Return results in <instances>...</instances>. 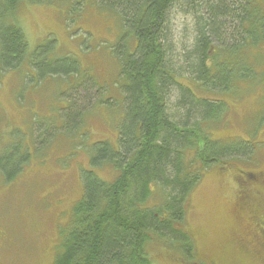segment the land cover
Wrapping results in <instances>:
<instances>
[{
  "label": "trees",
  "instance_id": "16d2710c",
  "mask_svg": "<svg viewBox=\"0 0 264 264\" xmlns=\"http://www.w3.org/2000/svg\"><path fill=\"white\" fill-rule=\"evenodd\" d=\"M57 1L0 0V78L22 72L27 81L35 78L38 84L46 78L66 81L67 99L59 109V122L68 127L65 133L73 135L79 134L93 102L86 95H78V100L71 95L95 82L80 76L81 66L72 52L55 55L54 37L30 48L18 22L25 3ZM72 4L70 12L80 10L79 3ZM96 4L116 14L122 28L113 53L119 63L123 119L117 147L106 140L91 146L89 167L80 170L82 191L71 208L70 228L52 264H153L149 253L153 243L175 251L179 259L182 254L187 259L183 264L195 260L221 264L228 247L212 256L199 253L187 226V204L208 169L244 159L255 162V144L228 142L229 137L219 139L210 132L225 126L228 108L221 96L236 97L242 91L239 83L245 81L264 85L239 53L244 47L264 49V0H97ZM177 9L192 19V38L182 56L175 54L171 31V14ZM255 76L261 80L252 82ZM94 87L96 93L106 90ZM173 95L177 99L170 103ZM41 125L30 133L34 149L12 138L2 148L0 173L5 182L22 175L31 162L47 130ZM103 165L112 169L110 180L93 171ZM243 189L235 203L238 214L250 212L254 197ZM254 227L255 222L248 223L245 234ZM252 235L261 241L256 232ZM253 239L238 240L233 234L227 241L232 250L234 244L246 254Z\"/></svg>",
  "mask_w": 264,
  "mask_h": 264
},
{
  "label": "rangeland",
  "instance_id": "374dc122",
  "mask_svg": "<svg viewBox=\"0 0 264 264\" xmlns=\"http://www.w3.org/2000/svg\"><path fill=\"white\" fill-rule=\"evenodd\" d=\"M72 2L76 6L79 3V11H69ZM55 3H25L20 11L18 22L29 47H35L46 37H54L57 40L55 55L72 52L80 63V76L90 77V83L93 81L106 90L96 93L95 84H90L85 86L87 90L78 87L72 93L77 100L78 95L89 96L93 106L84 114L79 134L71 135L65 133L68 127L59 122L61 114H58L62 101L67 99L66 81L46 78L38 84L35 78L27 81L22 72L0 78V153L10 138L27 142L31 150L34 149L35 137L30 134L33 126L42 122L41 127L47 129L42 140L45 142L36 145L38 154L31 156L22 175L5 182L0 173V264H52L70 228L71 208L82 191L80 170L89 167L91 146L106 140L117 147V130L123 119L119 63L113 53L122 32L117 15L99 9L97 0ZM171 15L175 54L182 56V49L192 38V19L179 9ZM239 53L243 55L245 67H250L264 83V49L244 47ZM260 80L256 77L252 82ZM242 83H239L242 91L236 97L221 96L228 108L225 126L213 128L210 134L219 139L229 137L228 142H252L257 151L255 162L248 163L244 159L208 169L198 188L189 195L186 220L201 255L225 253L228 247L229 254L221 264H264V244L252 237L256 226L248 228L250 233L245 234L248 223L260 222L264 216V194L256 191L264 189V185L255 180L252 184L240 180L243 172H254L259 179L264 171V85ZM192 93L194 97L199 95L196 90ZM176 96L170 98V103L176 101ZM51 129L55 132L53 137ZM93 171L101 179L113 177L112 169L106 165ZM243 185L259 198H252L250 212L245 210L238 214L235 203ZM233 234L238 240L249 236L253 239L246 254L234 244V250L229 246L227 240ZM149 253L153 264H183L187 260L179 253L180 262L175 251L158 243L150 244ZM188 264L202 263L195 260Z\"/></svg>",
  "mask_w": 264,
  "mask_h": 264
},
{
  "label": "flooded vegetation",
  "instance_id": "af4514ba",
  "mask_svg": "<svg viewBox=\"0 0 264 264\" xmlns=\"http://www.w3.org/2000/svg\"><path fill=\"white\" fill-rule=\"evenodd\" d=\"M241 174H242V177H240V180L242 179L243 182L249 181V184H252V181L255 180V181H259L262 185H264V173H260V175H259V179L261 181L259 179L255 178L256 174L254 172H248V173L243 172ZM243 187H244L243 193H252V194H254L255 197L259 198V195L253 193L252 191L250 192L246 186L243 185L242 188ZM262 190H264L263 187H261V189H256V191L259 194H264V192ZM255 226H256L255 232L258 236L261 237L262 244H264V216L260 222H258V221L255 222Z\"/></svg>",
  "mask_w": 264,
  "mask_h": 264
},
{
  "label": "bare ground",
  "instance_id": "6f19581e",
  "mask_svg": "<svg viewBox=\"0 0 264 264\" xmlns=\"http://www.w3.org/2000/svg\"><path fill=\"white\" fill-rule=\"evenodd\" d=\"M134 51V50H133ZM257 73V72H256ZM213 166V165H212Z\"/></svg>",
  "mask_w": 264,
  "mask_h": 264
}]
</instances>
